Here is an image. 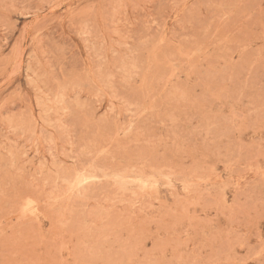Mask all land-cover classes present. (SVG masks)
I'll use <instances>...</instances> for the list:
<instances>
[{"label": "rangeland", "instance_id": "obj_1", "mask_svg": "<svg viewBox=\"0 0 264 264\" xmlns=\"http://www.w3.org/2000/svg\"><path fill=\"white\" fill-rule=\"evenodd\" d=\"M0 264H264V0H0Z\"/></svg>", "mask_w": 264, "mask_h": 264}, {"label": "bare ground", "instance_id": "obj_2", "mask_svg": "<svg viewBox=\"0 0 264 264\" xmlns=\"http://www.w3.org/2000/svg\"><path fill=\"white\" fill-rule=\"evenodd\" d=\"M167 180V179H166ZM168 181V180H167ZM145 188V187H144ZM27 201V200H26ZM29 203V200L27 201V203L26 204H28ZM30 203H32V202H30ZM33 205V204H32ZM29 206H30V204H29ZM24 207H26V206H24ZM24 207H22V208H24ZM21 208V209H22ZM28 208V207H27ZM27 208H24V212L25 213H27ZM26 209V210H25ZM23 210V209H22ZM32 211H33V209H32ZM28 212H30V211H28ZM31 213V212H30ZM32 214V213H31Z\"/></svg>", "mask_w": 264, "mask_h": 264}]
</instances>
